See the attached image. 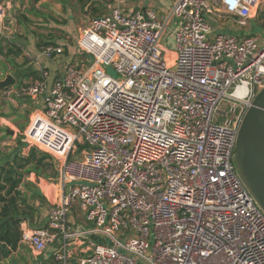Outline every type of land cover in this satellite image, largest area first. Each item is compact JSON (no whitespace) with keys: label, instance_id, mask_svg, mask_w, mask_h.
Instances as JSON below:
<instances>
[{"label":"built area","instance_id":"built-area-1","mask_svg":"<svg viewBox=\"0 0 264 264\" xmlns=\"http://www.w3.org/2000/svg\"><path fill=\"white\" fill-rule=\"evenodd\" d=\"M166 1L91 20L64 71L42 69L22 89L37 108L26 143L57 177L47 225L22 227L21 242L55 264L76 244V264H264V211L235 164L264 89V41L212 27H246L264 0Z\"/></svg>","mask_w":264,"mask_h":264},{"label":"rangeland","instance_id":"rangeland-1","mask_svg":"<svg viewBox=\"0 0 264 264\" xmlns=\"http://www.w3.org/2000/svg\"><path fill=\"white\" fill-rule=\"evenodd\" d=\"M38 7L39 10L35 13L25 12L22 6L19 12L10 10L1 22L0 44L4 48L3 52L8 53L13 49L15 54H9L8 57L0 54L2 56H0V82L4 81L8 75H12L15 78V84L6 90H0V151H2L0 161L7 154L13 159L16 153L27 155L30 150L26 143V132L37 108L33 101L22 93V89L28 86V82H21L28 78V74H32L30 72L33 63L28 68H22L23 65L33 61L41 68H48L52 72L58 70L56 74H59L64 71L71 55L76 53V39L83 25L93 19L108 15L112 9L134 11L140 8H150L155 11H168L171 3L166 0H53L50 3L43 2ZM262 9L264 10L261 6L258 7L252 17L254 21L249 22L246 27H240L232 21L231 26H228L225 20L224 24L220 20L213 22L212 27L217 34L245 33L243 30L250 27L252 34L262 42L264 41V29L262 28L264 23L261 22L264 11ZM45 43L62 45L64 57L58 61L45 58L42 55ZM162 45L165 49L174 50L165 40L162 41ZM29 54L34 58H29ZM167 58L171 60V55H167ZM76 62L77 60L74 59L73 63ZM107 73L117 77L111 67L107 68ZM7 132H13V135H8ZM29 176H27V181L33 183L45 199L40 207L39 219L38 216L34 219V222H38L39 226L44 228L55 203V194L52 192V187L48 185L49 183L43 182L41 185L42 183L36 176L37 181ZM45 181L49 180L45 179ZM39 205L41 204L37 203L36 207ZM29 224H27L28 228L32 229ZM20 231L22 233V226H20ZM38 262L43 264L44 256L34 254L28 245L21 242L18 250L11 253L7 259H2L0 264H38Z\"/></svg>","mask_w":264,"mask_h":264},{"label":"trees","instance_id":"trees-1","mask_svg":"<svg viewBox=\"0 0 264 264\" xmlns=\"http://www.w3.org/2000/svg\"><path fill=\"white\" fill-rule=\"evenodd\" d=\"M47 44L50 43L44 46ZM14 52L12 49L4 53L2 46L0 48V54L5 57ZM6 156L0 161V261L18 250L21 224L30 223L32 229L42 228L34 219L37 216L39 219L45 199L33 183L27 181V176L34 174L38 179L46 180L57 177L52 157L36 148H30L27 155L16 153L13 159ZM37 203L41 205L36 207Z\"/></svg>","mask_w":264,"mask_h":264},{"label":"water","instance_id":"water-1","mask_svg":"<svg viewBox=\"0 0 264 264\" xmlns=\"http://www.w3.org/2000/svg\"><path fill=\"white\" fill-rule=\"evenodd\" d=\"M15 84L8 75L0 82V90ZM13 135V132H7ZM236 168L243 182L264 211V89L259 92L241 125L236 151Z\"/></svg>","mask_w":264,"mask_h":264},{"label":"crops","instance_id":"crops-1","mask_svg":"<svg viewBox=\"0 0 264 264\" xmlns=\"http://www.w3.org/2000/svg\"><path fill=\"white\" fill-rule=\"evenodd\" d=\"M51 1H53V0H9V3L5 6V13H4L5 16L0 19V32L2 30L1 22H3V19H5V17H6V13L8 14V12L10 10H13V11L15 10V11L19 12V11L22 10V8H24L25 12L35 13V12H37L39 10L38 5L42 4L43 2H49L50 3ZM21 6H22V8H21ZM260 11H261V9H260ZM251 21H254V20H251ZM251 21H250V23H251ZM261 22L264 23V17L262 18ZM259 26L261 27L262 25L260 24ZM262 28L264 29V24H263ZM243 32H245V33H237V35H239V36L246 35V34L253 35L252 34L253 31L250 29V27H249V29L246 28L245 30H243ZM233 34H235V33H233ZM1 46L2 45L0 44V48H1ZM57 46H62V45H57ZM68 52H70V51H68ZM28 57L29 58H34V56L30 55V54L28 55ZM32 63H33V66L31 67L32 71L30 72L32 74H30V75L28 74V78L24 79V80H21V82L22 81L24 83L28 82V84H30V83H33L35 80H37L39 78L42 69H44V68H41L39 66V64H37V63L32 61L31 63H27V64L25 63L26 65H23L22 68H28ZM45 70H49V69L45 68ZM24 155H26V154H24ZM30 176L32 177L31 179L34 178V180L37 181V179H35V175L34 174H31ZM39 180L42 183L41 185H43V182H45V184L47 183V181H45V179H39ZM22 189L25 190L24 188H22ZM69 221L72 224H74V225L79 224V217H78L76 212H74L69 217ZM21 226L22 227H25V226L28 227L27 223H23V224H21ZM81 249L82 248L79 246V244H76L75 246L74 245L71 246V249L69 250L70 264H76L77 263L78 259L82 256ZM38 264H39V262H38ZM43 264H55V263L53 262V259L50 256H44V263Z\"/></svg>","mask_w":264,"mask_h":264}]
</instances>
